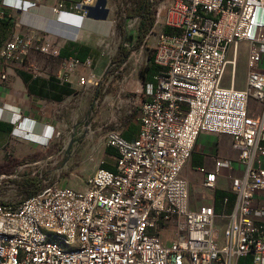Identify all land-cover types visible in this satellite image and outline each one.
<instances>
[{"label": "built area", "instance_id": "2783aa9c", "mask_svg": "<svg viewBox=\"0 0 264 264\" xmlns=\"http://www.w3.org/2000/svg\"><path fill=\"white\" fill-rule=\"evenodd\" d=\"M16 9V0H0V20ZM149 9L157 71L143 90L136 136L125 139L119 124L109 130L114 170L97 167L82 190L47 177L17 204L0 203V264H236L244 257L264 264V0H150ZM242 44L246 71L237 89ZM34 47L58 57L43 39L13 37L0 47V66ZM83 66L63 63L67 73ZM98 82L80 78L83 86ZM202 135L228 137L236 157L196 169L200 181L190 184L184 170ZM223 172L234 201L219 231ZM190 187L203 201L197 208Z\"/></svg>", "mask_w": 264, "mask_h": 264}, {"label": "crops", "instance_id": "0c3cea01", "mask_svg": "<svg viewBox=\"0 0 264 264\" xmlns=\"http://www.w3.org/2000/svg\"><path fill=\"white\" fill-rule=\"evenodd\" d=\"M32 2L34 0H16L17 9L9 12L6 19L0 20V47L13 37H34L55 47L58 57L40 53L34 47L25 56H19L4 67L0 66V170L11 161L20 162L21 167L43 163L45 160H40V157L45 149H49L48 145L54 146L61 135L62 149H67L71 143L69 134L76 125L77 109L83 113L86 129L91 130L94 126L95 130H101L119 124L117 120L123 115V108L135 107L139 111L143 100V91L140 93L139 89H136L134 97L126 96L121 87L122 80L114 79L113 71L109 70L115 65L120 70L127 63L131 50L129 45L133 44L137 30L133 35H127L126 30L122 29L118 39L110 9L104 4L100 5L98 0H39L36 6H31ZM84 2L86 5L82 9H71ZM59 4L62 9L58 15L53 9ZM85 12L86 16L81 17ZM117 44L120 55L118 63L113 60ZM242 47L244 49L246 46L242 44L241 50ZM121 49L127 52L125 59L122 58ZM68 61H78L84 66L67 73L63 63ZM2 75L5 79L1 78ZM88 75L100 79L105 87L111 86V89L99 91L92 86L81 85L80 78ZM103 91L105 94L95 111L93 105ZM121 130L125 139H133L138 124L131 126V129L121 126ZM51 132L53 136L50 138ZM220 149L233 153L228 137L202 135L198 138L184 175L190 184L193 183L187 176L189 171L200 181L196 169L202 167L211 171L214 159H235L234 153L233 157H220ZM108 150L111 152L107 153ZM100 164L102 169L114 170V152L111 149L102 151ZM226 175L223 172V177H219L217 183L216 192H222L225 195L223 198L229 199L226 215L224 212L218 217L219 229L225 226L234 201L233 195L228 192ZM163 240L166 246L169 245L167 236H163Z\"/></svg>", "mask_w": 264, "mask_h": 264}, {"label": "rangeland", "instance_id": "374dc122", "mask_svg": "<svg viewBox=\"0 0 264 264\" xmlns=\"http://www.w3.org/2000/svg\"><path fill=\"white\" fill-rule=\"evenodd\" d=\"M100 5L104 4L110 9L116 26V35L119 39L122 29H125L127 35H133L138 27V10L142 3V0H98ZM150 5V0L148 1ZM151 12V10H150ZM158 30L159 27H156ZM148 35V33H147ZM135 38V37H134ZM139 39H133V44L129 45L131 49L127 63L117 70L115 65L109 69L113 71L112 77L118 78L121 81V87L126 92V96H135L136 89L143 91L145 86L149 83L146 77L150 74V68L153 67L152 58L154 38L152 36H145L140 43ZM118 43V42H117ZM117 53L113 60L116 62L120 55H118L119 45L116 47ZM245 49L242 47V54L240 55L237 63L236 81L237 89L244 87L245 79ZM118 63V61H117ZM122 73V74H121ZM102 84V85H101ZM104 82H98L97 85H92L94 89L105 91L111 89V86H104ZM115 89V88H114ZM105 91L99 95L98 100L95 101L93 108L97 110L99 102L102 100ZM78 108V106H77ZM76 108V109H77ZM94 111V114H95ZM123 115L119 117L117 122L120 126L131 129V126L136 127L138 124V110L135 107L123 108ZM76 125L74 130L69 134L70 145H67V149L63 150V138L59 137V141H56L54 146L48 145L49 149H45L44 154L40 157V160H45L43 163L32 164L26 167H21V163L18 161H11L2 170H0V203L7 205H15L22 199L26 198L30 191L34 190L33 185L28 183H40L41 180L50 177L51 184L54 183L57 186H64L73 190H82L85 187L87 179L93 175L97 167L100 164V158L102 151L106 148L104 144V137L108 130L113 127H103L101 130H95L96 127H92L88 130L83 124V113L76 111L75 115ZM231 156L233 153L223 152L219 150V156L223 157ZM213 156V155H212ZM50 158V159H48ZM48 159V160H47ZM194 169L192 168V171ZM187 172V169L184 171ZM191 183H198L199 177L193 172L187 173ZM190 203L192 207L201 205L203 201L200 199L199 191L190 187ZM217 218L215 220V226L217 230H221L218 217L222 214L226 215V209H223L221 200L216 202ZM164 233H167L164 230ZM170 233V232H169ZM168 246V245H167Z\"/></svg>", "mask_w": 264, "mask_h": 264}, {"label": "trees", "instance_id": "16d2710c", "mask_svg": "<svg viewBox=\"0 0 264 264\" xmlns=\"http://www.w3.org/2000/svg\"><path fill=\"white\" fill-rule=\"evenodd\" d=\"M148 1L149 0H142V3H141L139 10H138V27H137V34H136V39H139L138 43H140L142 41V39H144V37L147 35L149 29L154 24V19L152 17V13L150 12ZM121 53H122V58L125 59L127 57V52L122 51V49H121ZM150 61H152V64H153L152 58L150 59ZM155 71H156V67L153 64V67L150 68V74L146 77V80H149V82H148L149 84H152V75L154 74ZM110 152H111L110 150L107 151V153H110ZM110 170H112V169H110ZM35 184L36 183H33V182L28 183V185L34 186V190L32 192L30 191L28 196H30L32 193L35 192V190H36ZM224 196L225 195H223L222 192H216L215 193V211L216 212H217L216 202L218 200L222 201ZM230 200H231V198H230ZM230 202H232V200ZM236 264H251V258L250 257L240 258V259H238Z\"/></svg>", "mask_w": 264, "mask_h": 264}]
</instances>
